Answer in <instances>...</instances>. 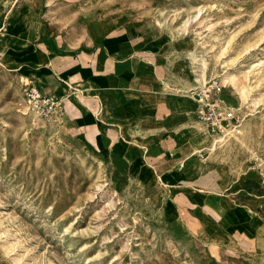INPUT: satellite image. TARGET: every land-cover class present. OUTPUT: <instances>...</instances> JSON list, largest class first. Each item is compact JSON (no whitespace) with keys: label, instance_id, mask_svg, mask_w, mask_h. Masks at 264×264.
Returning a JSON list of instances; mask_svg holds the SVG:
<instances>
[{"label":"rangeland","instance_id":"rangeland-1","mask_svg":"<svg viewBox=\"0 0 264 264\" xmlns=\"http://www.w3.org/2000/svg\"><path fill=\"white\" fill-rule=\"evenodd\" d=\"M120 32L133 38L130 58L151 63L145 74L121 69L134 72L121 74L133 87L158 82L160 95L185 98L222 81L238 131L216 139L187 120L226 185L252 175L235 199L261 213L253 231L239 226L248 235L217 239L192 211L169 206L175 193L155 176L131 171L147 151L140 115L83 124L81 113H105L106 99L66 72L98 65L105 38ZM30 79L67 99L63 114L27 110ZM0 264H264V0H0Z\"/></svg>","mask_w":264,"mask_h":264},{"label":"crops","instance_id":"crops-1","mask_svg":"<svg viewBox=\"0 0 264 264\" xmlns=\"http://www.w3.org/2000/svg\"><path fill=\"white\" fill-rule=\"evenodd\" d=\"M134 31L140 30L136 26ZM136 37H139L138 34ZM133 42V38L125 32L109 35L101 45L97 58L98 65H80L67 70V75L82 80L78 85L98 94V100L102 97L106 99L105 113L101 112L100 115L89 107L81 113L83 124L98 123L101 127V123L107 122L117 125L125 122L130 116L140 115L141 125L147 133V138L142 140L140 145L146 147L147 151L136 156L131 164V171L138 170L140 173L155 176L164 191L175 193L173 202L169 203V206L192 211L198 222L217 239H226L231 230L247 234L244 230H240L239 226L248 223H251L249 228L253 231L261 213L257 211L259 213L257 220L256 211L245 204L236 203L235 200L243 192L249 194L251 187L245 184L250 182L248 180H251L252 175L249 173L243 179L226 185V181L221 180L219 169L209 168L208 164L211 163H206L207 157L203 151L207 140L198 141L201 135L199 127L197 124L194 126L188 124L187 116L191 115L190 113H192L190 120L195 123L197 120L196 104L187 95L185 98L165 97L160 95L158 82H150L136 88L131 85L130 78L123 79L122 73H134L123 72L121 69L125 70L126 65H131L137 70L139 68L138 72L142 74L148 72L147 70L150 71L151 63L130 58L134 51ZM104 67L106 70H99ZM72 69L77 70L71 72ZM35 81L43 90L38 81ZM196 86L190 87L188 91ZM42 92L60 101L63 114L67 99L44 90ZM203 131H205L204 127ZM100 138L101 144L98 145L97 139ZM96 144L99 148H107L111 145L109 138L102 133L97 135ZM173 171L175 177L169 175ZM165 178L169 181L164 184L161 179ZM224 185L227 194L219 196L218 191L223 189ZM258 206L262 207L260 204Z\"/></svg>","mask_w":264,"mask_h":264},{"label":"built area","instance_id":"built-area-1","mask_svg":"<svg viewBox=\"0 0 264 264\" xmlns=\"http://www.w3.org/2000/svg\"><path fill=\"white\" fill-rule=\"evenodd\" d=\"M23 86V99L29 112L39 117H56L60 113V101L44 94L35 80H27ZM222 89V81L218 77H210L187 92L196 104L197 122L216 139L237 132L241 122L237 109L223 99Z\"/></svg>","mask_w":264,"mask_h":264},{"label":"bare ground","instance_id":"bare-ground-1","mask_svg":"<svg viewBox=\"0 0 264 264\" xmlns=\"http://www.w3.org/2000/svg\"><path fill=\"white\" fill-rule=\"evenodd\" d=\"M222 97L224 99V90L222 89ZM225 100V99H224ZM226 101V100H225ZM33 114V113H32Z\"/></svg>","mask_w":264,"mask_h":264}]
</instances>
